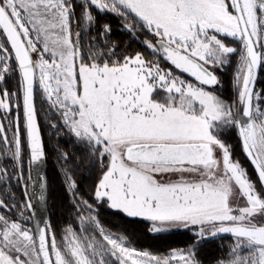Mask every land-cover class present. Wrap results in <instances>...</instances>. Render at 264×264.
Here are the masks:
<instances>
[{"label": "snow or ice", "instance_id": "6c2138e0", "mask_svg": "<svg viewBox=\"0 0 264 264\" xmlns=\"http://www.w3.org/2000/svg\"><path fill=\"white\" fill-rule=\"evenodd\" d=\"M107 14L132 38L143 35L141 50L121 49L109 24L93 34ZM234 56L229 101L215 91V72ZM262 67L264 0H0V113L8 121L0 123V264H201L197 248L221 234L232 242L216 264H264ZM37 94L49 128L83 145L99 169L94 202L146 222L149 233L188 230L194 242L155 255L106 229L80 192L79 164L59 146L80 228L69 225L58 239L36 214L47 186ZM232 129L259 187L232 159L223 139ZM13 179L19 201L4 187Z\"/></svg>", "mask_w": 264, "mask_h": 264}, {"label": "trees", "instance_id": "16d2710c", "mask_svg": "<svg viewBox=\"0 0 264 264\" xmlns=\"http://www.w3.org/2000/svg\"><path fill=\"white\" fill-rule=\"evenodd\" d=\"M77 15H79V8H77ZM104 24H109L111 26L112 33L110 38L113 41L118 42L121 49L128 48L133 52L141 50L140 40L144 38L143 35L141 34L138 40L132 39L131 34L123 28L122 20L112 14L97 17L96 23L93 26V34H95L96 29L102 28ZM73 30L76 31L75 26ZM228 42L234 45V42L230 39ZM84 43L87 44V39L84 40ZM215 74L222 82L220 86L215 88L216 93L221 95L225 100L230 101L234 99V64L232 63L223 68L217 69ZM15 83V79H10L7 81V87L15 90ZM2 86L3 85H0V87ZM261 88H264V67L260 68L256 85L257 90H260ZM37 108L39 110L38 120L42 139L47 152L46 165L49 195L48 220L55 229L57 237L63 229L69 225L76 230L79 229V220L76 214V209L70 200V193L66 191V185L62 175V165L64 164V161L57 159V146H59L60 150L72 153L74 161L79 164V167H75L74 171L80 192L85 199L94 204L96 214H98L99 220L106 229L117 234L126 235L131 241V246L140 250H148L152 253H167L171 249L185 248L193 243L194 237L188 230L172 229L166 232L149 233L147 231L146 222H143L138 218H129L117 210L108 208L106 204H98L94 202L91 195V188L94 186L98 177L99 169L91 168L89 166L87 152L83 145L74 143V141L67 135L57 136V134L49 128L48 120L51 113L41 110L38 97ZM18 111L22 125V107ZM223 139L227 144L232 146V158L246 166V170L248 171L251 180L256 182L259 187V182L253 169L242 154L239 138L236 135L235 129L227 131ZM0 147L3 146L0 145ZM25 158L27 159V151H25L24 162ZM8 167L9 170H11L12 165L8 164ZM4 187L11 190L10 194L11 192H14L18 201L22 199V189L16 184L15 179L11 181L10 185L5 184ZM29 224L32 226L31 221ZM231 242L232 238L224 235L203 242V244L197 248L198 260L201 264H216L217 260L225 255Z\"/></svg>", "mask_w": 264, "mask_h": 264}, {"label": "water", "instance_id": "95a60500", "mask_svg": "<svg viewBox=\"0 0 264 264\" xmlns=\"http://www.w3.org/2000/svg\"><path fill=\"white\" fill-rule=\"evenodd\" d=\"M259 73H260V68L257 69V80H258V77H259ZM256 85H257V81H256ZM256 85H255V87H256ZM240 146H241V144H240ZM241 151H242L243 156L245 157V159L247 160V162L249 163V165L253 169V171H254V173H255V175L257 177V180H258V176H257V174H256V172L254 170V167L251 165L250 160L247 158V156L243 152L242 148H241ZM40 172H41L42 175H44L46 177V183H47V165H46V162L44 163L43 167L40 169ZM31 175H32V177L34 179L37 178V173H36L35 169L32 170ZM45 196H46V202H45L44 206L42 208L41 207H38L37 208V213H36L37 214V218L39 220H41V221H43L45 219L48 220V199H49V195H48V185L46 186ZM31 224H32L33 229H35V227H36L35 221H31ZM40 226H43V225L41 224ZM221 235L229 236L228 234H221Z\"/></svg>", "mask_w": 264, "mask_h": 264}, {"label": "rangeland", "instance_id": "374dc122", "mask_svg": "<svg viewBox=\"0 0 264 264\" xmlns=\"http://www.w3.org/2000/svg\"><path fill=\"white\" fill-rule=\"evenodd\" d=\"M132 38V37H131ZM132 39H134V38H132ZM135 40H138V39H135ZM230 43V42H229ZM232 46H235V47H239V45L238 44H236V43H234V45L233 44H231ZM237 59H238V56H234L232 59H231V62H230V64H234V75H235V72H236V70H237ZM230 64H228V65H230ZM233 90H234V88H233ZM37 93H39V89H38V87H37ZM37 97H38V99L40 100V98H39V94H37ZM22 107V106H21ZM13 115H16V112L14 111V113H13ZM3 117V113H0V123H2V124H4V126L5 127H7L8 126V121H7V119H3L2 118ZM8 135H9V137H11V132L9 131V133H8ZM233 159V158H232ZM234 160V159H233ZM234 161H236V160H234ZM240 165L243 167V168H245L246 169V166H244L243 165V163H241L240 162ZM24 174H25V176H27L28 175V173H29V169H28V165H27V159L25 158V162H24ZM248 172V171H247ZM94 214H96V208L94 207ZM99 219V218H98ZM29 226L30 227H32L30 224H29ZM78 228H80V223H79V227ZM77 228V229H78ZM74 229V228H73ZM74 230H76V229H74ZM79 230V229H78ZM77 230V231H78ZM169 231V230H168ZM164 232H166V231H164ZM190 232V231H189ZM113 233H115V232H113ZM191 233V232H190ZM117 234V233H116ZM192 234V233H191ZM118 235H120V234H118ZM62 236H63V231L59 234V236L57 237L58 239H60V238H62ZM192 236H193V234H192ZM193 242H194V240H193ZM176 249H183V248H176ZM140 250V249H139ZM172 250V249H171ZM148 251V250H147ZM150 252V251H149ZM170 252V251H169ZM169 252H167V253H169ZM152 253V252H151ZM167 253H153V254H155V255H164V254H167Z\"/></svg>", "mask_w": 264, "mask_h": 264}]
</instances>
